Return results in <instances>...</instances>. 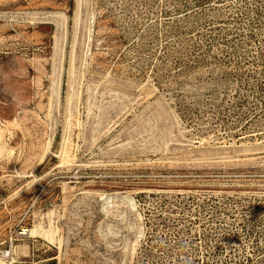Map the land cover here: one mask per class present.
Here are the masks:
<instances>
[{"label": "rangeland", "instance_id": "obj_1", "mask_svg": "<svg viewBox=\"0 0 264 264\" xmlns=\"http://www.w3.org/2000/svg\"><path fill=\"white\" fill-rule=\"evenodd\" d=\"M3 257L264 264V0H0Z\"/></svg>", "mask_w": 264, "mask_h": 264}, {"label": "bare ground", "instance_id": "obj_2", "mask_svg": "<svg viewBox=\"0 0 264 264\" xmlns=\"http://www.w3.org/2000/svg\"><path fill=\"white\" fill-rule=\"evenodd\" d=\"M110 197V196H109ZM109 197H106L105 200H106V203H110V198ZM109 198V199H108ZM28 232L30 233L29 235H32V236H41V237H46L48 239H51L53 240L54 236H53V231L52 230H48V229H44L42 226L38 225L37 227L33 228V229H30L28 230ZM26 233V232H25ZM18 254V253H16ZM1 260V259H0Z\"/></svg>", "mask_w": 264, "mask_h": 264}, {"label": "built area", "instance_id": "obj_3", "mask_svg": "<svg viewBox=\"0 0 264 264\" xmlns=\"http://www.w3.org/2000/svg\"><path fill=\"white\" fill-rule=\"evenodd\" d=\"M0 264H14V262L10 261L7 257H3L0 260Z\"/></svg>", "mask_w": 264, "mask_h": 264}]
</instances>
